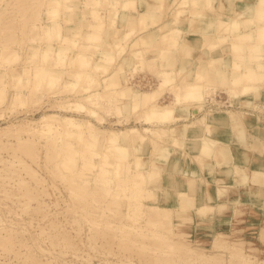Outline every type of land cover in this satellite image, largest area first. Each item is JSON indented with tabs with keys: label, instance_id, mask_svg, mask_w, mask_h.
I'll list each match as a JSON object with an SVG mask.
<instances>
[{
	"label": "bare ground",
	"instance_id": "obj_1",
	"mask_svg": "<svg viewBox=\"0 0 264 264\" xmlns=\"http://www.w3.org/2000/svg\"><path fill=\"white\" fill-rule=\"evenodd\" d=\"M20 1L0 12V68H7L9 79L0 75V118L5 104L6 109L24 107L48 93L56 99H43L49 111L37 118H22L17 125L0 128V196L12 202L7 214L20 215L16 219L27 214L26 222L38 226L36 235L26 241L19 238L23 229L20 224L15 226L19 223L15 218L8 219V224L4 223L7 219H0V254L3 261L9 257L16 261L2 263L62 264L59 257L77 252L72 233L85 226L87 250L101 247V264H109L110 258L116 264H124V260L126 264H264L260 233L254 235L255 240L246 238L240 235L241 225L218 230L210 237L208 248L200 246L202 240L192 235L213 228L214 214L228 211L231 205L234 214L240 212L233 186L216 180L212 192L210 187L201 190L200 181L194 186V195H187L184 190L171 191L152 173L159 170L160 174L170 167L171 172L177 171L178 159L176 166L166 167L171 158L167 143L184 147L186 141L193 148L197 146L194 158L202 169L216 173L220 166L205 159L217 154L228 162L230 148L218 147L214 138L206 145L201 130L204 135L223 138L231 136L233 129L237 142L245 144L242 126L246 124L261 139L254 141L252 148L264 150V119L259 115L249 119L250 114L239 112V108L213 109L211 104L220 101L208 95L213 78L225 77L227 102L232 98V104L248 105V95L256 94V106L264 103V0H241L237 5L234 0H223L228 7L222 0H44L38 7L33 0ZM75 6L83 10L79 17L86 22L83 27L70 26L76 22L68 12ZM165 9L170 10L167 23L149 31V27L159 26L160 20L162 23ZM12 19L28 27L20 28L22 38L19 34L15 39L16 34L9 30L3 33L13 27ZM23 39L29 40L25 46ZM16 41L20 45H14ZM151 45L153 53L147 57ZM176 46L183 53H194L204 46L202 54L208 55L209 64H202V69L210 79H204L200 71L186 72L185 66L176 65V57L169 51ZM212 57L219 59L213 61ZM129 66L134 71L148 67L158 83L153 86L147 77H141L147 83L136 77L132 86L125 85L119 76ZM166 88L171 90V98L161 103L159 97ZM59 111L73 114L60 115ZM103 113L115 116L107 127L100 125L106 120ZM200 136L204 144L199 142ZM5 151L10 156H1ZM149 157L153 163L147 161ZM220 170L230 178L236 174L241 184L251 179L257 184V196L264 199L263 170L256 169L250 175L248 168L230 161ZM47 176L66 183L70 202L64 199L62 215L56 211L57 201L44 198L49 194L44 188ZM170 178L164 176L163 180L169 184ZM13 187L19 191L14 192ZM100 188L102 194L94 195ZM196 195L203 198L198 204ZM104 197L111 198L105 205L90 203ZM59 216L64 217V223ZM251 228V233L259 229L248 225L247 229ZM37 236L46 238L48 246ZM44 255L48 257L41 259ZM92 260L87 254L77 262L93 264Z\"/></svg>",
	"mask_w": 264,
	"mask_h": 264
},
{
	"label": "rangeland",
	"instance_id": "obj_2",
	"mask_svg": "<svg viewBox=\"0 0 264 264\" xmlns=\"http://www.w3.org/2000/svg\"><path fill=\"white\" fill-rule=\"evenodd\" d=\"M23 3H22V2ZM20 2L22 3V4H25V0L23 1V0H21ZM43 1L44 0H33V4L34 5H36L35 7H38L41 3H43ZM17 2V0H4L3 1V6H4V8L1 10V11H3V12H5L4 10H10L11 9V7H13L12 5H17L18 3H16ZM27 2H28V0H27ZM26 2V3H27ZM29 2H31V0H29ZM234 4H236L237 5V2H236V0H234ZM137 5H138V7H139V3H137ZM6 7V8H5ZM16 7V6H15ZM137 7V6H136ZM0 11V12H1ZM80 11H81V13L83 12V10H80L79 8H77L76 6H75V9H72L70 12H68V14H69V16H71L72 17V19L74 20V22H76V23H73V24H71L70 26H79V27H83L84 26V24L86 23V22H82L81 20H82V17L81 18H79L80 16H82V14L80 13ZM168 13H166V12ZM168 11H170V10H168V9H165V10H163L162 11V15H161V19H162V23H161V20H160V24H161V26H160V24H159V26H153V27H149V31H152V30H156L158 27H164V25L167 23V20L169 19V13L170 12H168ZM165 12V13H164ZM164 14V15H163ZM2 15V14H1ZM0 15V16H1ZM74 15V16H73ZM165 15H166V17H165ZM12 15H10V17H11ZM80 19V20H79ZM163 19H164V21H163ZM12 21H13V24H12V26L13 27H10V28H8V29H6L4 26V31H3V33L4 32H9V33H11V32H14L16 35H15V39H18V36H19V34H20V37L22 36V30L20 29V28H22V29H25V27H24V25H22L21 24V22H19L18 20H16V19H12ZM16 22V23H15ZM19 22V23H18ZM17 26H19V27H17ZM75 24H77V25H75ZM82 24V26H80ZM163 25V26H162ZM16 26V27H15ZM67 27H69V25L67 26ZM156 27V28H155ZM12 28V29H11ZM16 28V29H15ZM26 28H28V27H26ZM128 29H129V27H127ZM20 29V30H19ZM126 29V28H125ZM9 30V31H8ZM11 30H15V31H11ZM27 30V29H26ZM124 31V30H123ZM19 32V33H18ZM137 34V33H136ZM137 36V35H136ZM19 37V38H20ZM23 37V36H22ZM21 37V38H22ZM135 38V34L134 35H131L130 36V38L128 39L129 40V42H131L132 40H130V39H134ZM25 40V41H24ZM128 40H127V43H129L128 42ZM24 41V42H23ZM23 41H22V44H26V42L27 41H29L28 39L26 40V39H23ZM44 43V41L42 40L41 41V43ZM49 42H53V40H50ZM28 43V42H27ZM55 43V45H60V42L58 41H55L54 40V42H53V44ZM58 43V44H57ZM13 44L14 45H16L17 44V46L18 45H20L19 43H17V41L16 42H13ZM25 44H24V46H25ZM150 46V45H149ZM148 46V50L147 49H145V51L147 50V52L145 53V56H147V57H149L150 55H152V53H153V47H154V44H153V47H152V45H151V49H149L150 47ZM159 47H161V46H159ZM177 47V48H176ZM176 47H174V48H171V50H169V51H172L171 53H174V56L176 57V62H175V64L176 65H182V66H185V70H186V72H196V71H200V72H202V74H204V79H207L208 80V78H209V76H208V73L205 71V70H203L202 69V64H205V65H207V64H209L206 60H208V55H207V57H206V55H204V54H202V52L204 51V46L203 47H201V49H199V48H196V49H198V50H196L197 51V53H196V51L194 52V53H183V51H181L179 48V46H176ZM69 48H70V46H69ZM146 48V47H145ZM124 54H121V56H123ZM121 56H119V57H121ZM118 57V58H119ZM213 59V61H215V60H218L219 58H217V59H215L214 57H212ZM197 60V61H196ZM207 62V63H206ZM19 63V62H18ZM17 63V64H18ZM211 64V63H210ZM16 65V64H15ZM188 67V68H187ZM160 68H163V64H160ZM7 69V68H6ZM5 68H0V75H3L2 77L5 79V80H7L8 78H7V76H8V72H7V70H6ZM132 68H130V66L128 67V68H126L125 69V71H123L121 74H120V76H119V78L121 79V81H124L125 82V85H126V82H127V85H129V86H132L131 84L133 83V82H136L138 79H139V81H148V82H151V83H153V86H156L155 84H157L158 82V78H157V76L153 73V71L152 70H150L148 67H145L143 70L142 69H139V71L138 70H131ZM148 69L150 70V71H148ZM5 70V71H4ZM128 70H130V71H128ZM136 71H137V73L138 74H136ZM5 72H7V73H5ZM133 72H134V74H133ZM149 72H152V73H149ZM132 73V75H131V77H130V74ZM7 76H6V75ZM125 74V75H124ZM129 74V75H128ZM151 74V75H150ZM135 75V76H134ZM139 75H141V76H139ZM144 75V76H143ZM148 75H149V77H148ZM155 75V76H154ZM140 78H139V77ZM6 77V78H5ZM135 77V78H134ZM136 77H137V80H136ZM144 77H147V78H145V80L144 79H142V78ZM156 77V78H155ZM126 78V79H125ZM125 79V80H124ZM130 79V81H128ZM134 79V80H133ZM142 79V80H141ZM210 79V78H209ZM8 81H9V79H8ZM7 81V82H8ZM145 81V82H146ZM228 81V78L226 79L225 77L223 78H218V79H216L215 78V80H214V78H213V81H212V83H211V86H210V89L208 88V91L210 90V92H209V94L208 95H211V96H215V99H219V101H221V99L220 98H222V100H223V102L225 101V99L227 100L228 99V93H227V90H228V84H226V82ZM215 82V83H214ZM9 83V82H8ZM8 83H7V89H8V92L10 91V86H8ZM147 83V82H146ZM134 84V83H133ZM220 85V87H218L219 85ZM9 85H10V83H9ZM144 85H146V84H144ZM152 86V87H153ZM215 86H216V88H215ZM223 86H227L226 88L225 87H223ZM9 87V88H8ZM145 87H147V85L145 86ZM211 87H212V89H211ZM214 87V88H213ZM215 89V90H214ZM211 90H213V91H211ZM164 92H162V94L160 95V97H159V102H161V103H163V102H167L168 100L170 101V95H171V90L170 89H168V88H166V89H164L163 90ZM227 94V95H226ZM52 94H50V93H48L47 95H45L43 98H41L39 101H37V102H34V103H27L24 107H17V108H14V109H9V108H5L6 106H7V104H5L4 106H2V108H4V110H2V118H0V128L1 127H3V126H5V125H9V124H13V125H17V123H19V122H21V121H24V120H21L22 118H24V119H27V120H33V119H35V118H37L41 113H43V112H46V111H49V110H47L46 109V106H44V104H43V99L44 100H51V101H55V97L54 96H51ZM217 96V97H216ZM71 98V97H70ZM161 98V99H160ZM168 99V100H167ZM231 100H232V98H231ZM231 100H230V98H229V100H228V102H229V106H232V107H229L228 109H234V110H236V111H238L239 110V112H244V110H242L241 111V109H238V108H240V107H244V108H249L250 110H253V109H255L257 106V102H258V98H257V95L256 94H250V95H248V100H249V104L247 105V102H239V103H236V104H232L231 103ZM59 101V100H58ZM261 101V100H260ZM42 102V103H41ZM253 103V104H252ZM231 104V105H230ZM259 107H257L255 110H257V111H255L254 110V112H262V110H264V103L261 101V102H259ZM237 105V106H236ZM239 105V106H238ZM251 105V106H250ZM253 105V106H252ZM44 106V107H43ZM234 106H236L235 108H234ZM43 107V108H42ZM192 107V106H191ZM190 106H189V108H188V110L191 108ZM218 109V108H217ZM221 109V108H220ZM238 109V110H237ZM225 110V109H224ZM182 111V110H181ZM61 114L60 115H62V114H73V112L71 113V112H68V111H59ZM246 113H249L250 114V116H252V119H254V118H256L257 116L256 115H254L253 114V112H246ZM108 114V115H107ZM253 114V115H252ZM256 114H258V113H256ZM5 115H7V116H5ZM76 115V117H79V118H84L85 116L84 115H81V114H75L74 113V116ZM79 115V116H78ZM105 115V116H104ZM112 115H114V114H110V113H103V116L104 117H106L105 119V121H104V123H102V124H100L101 126H105V127H107V126H109L110 125V122H112L114 119H115V116H112ZM5 117V118H4ZM110 120V121H109ZM182 120H178L177 122H181ZM3 124V125H2ZM242 127H244L243 128V135H244V143H245V137H248L249 138V140H250V145H249V147L253 150V151H255V152H258V154L260 155V156H262V158L264 157L263 156V154H264V150H255V149H253L252 148V146H251V144L255 141H258V140H261L260 139V137H259V134H256L255 135V133H253V131H252V129H251V131L248 133V136L246 135V132H247V130H246V127H250L249 125L247 126L246 124L244 125V126H242ZM251 128V127H250ZM1 130V129H0ZM232 131L230 132L231 134H232V136L235 138V139H239L238 137H237V135H235V132L233 131V129H231ZM235 130V129H234ZM204 131V130H203ZM202 130L199 132L200 134H201V136H202V134H203V136L205 137V139L207 140H205L204 142H205V144L206 145H208V142H211V139H212V141H213V138L216 140V145L219 147H226V148H229V145H223L222 143H220V141H223L222 139L223 138H215V135L216 134H214L213 136H207V135H204V133H205V131H204V133H202L203 132ZM201 136L200 137H198V139L199 138H201ZM229 136V135H228ZM207 137V138H206ZM211 137V138H210ZM253 137V138H252ZM209 138V139H208ZM255 138V139H254ZM258 138V139H257ZM203 137L201 138V139H199V142H203ZM210 140V141H209ZM214 140V141H215ZM220 140V141H219ZM201 142V143H202ZM204 142H203V144H204ZM207 142V143H206ZM160 143H162V142H160ZM173 144V146L170 144V142L169 143H167V146H169V150L171 151V148H173L174 150L177 148V147H181V149H182V145L181 146H177L176 147V145H180V143H177L176 145H175V143L173 142L172 143ZM202 145V144H201ZM171 147V148H170ZM264 147V146H263ZM151 148H152V145H151ZM154 149V148H153ZM264 149V148H263ZM152 150V149H151ZM184 150V149H183ZM153 151V150H152ZM151 153H154V151L153 152H151ZM152 155V154H151ZM216 155V156H215ZM213 154V157H211V159L213 158V162H214V160H215V157L217 158H219V155H217V154ZM1 156H3V157H7V156H10V152H2L1 153ZM41 156H42V153H41ZM150 156V155H149ZM151 157V156H150ZM150 157L149 158H147V161H151V163H153L154 161H152V160H150ZM217 158V159H218ZM176 160H177V158H173V160H172V162L170 163V165H177V163H176ZM40 161H43V159H40ZM223 162V161H222ZM161 165H163L164 163H160ZM214 164H215V166H217L216 165V163L214 162ZM167 167V166H166ZM169 170H173L171 167L169 168ZM261 170H263L264 171V169L262 168ZM159 170H152V173H153V176H159V178H160V180H161V182H162V180H163V177H164V174L165 173H163V172H166L165 170L162 172V173H157ZM38 173H40V175L42 174L43 176H44V171L43 170H39V172ZM254 173V171L253 172H251L250 173V175L251 174H253ZM57 180V181H56ZM145 180V179H144ZM178 180V179H177ZM46 181H48V182H46ZM46 181L44 182L45 184V190H46V192L47 193H49L48 195H45L44 196V198L45 199H47V201H57L58 202V204H57V206H56V211L57 212H60L59 213V215H62L63 214V212H62V210L64 209L63 207L64 206H62V205H64L67 201L68 202H70L69 201V195L70 194H67L68 192H67V186H65L66 185V183H64V181L62 182V180H60L59 181V179L58 178H54V176H47L46 177ZM51 181H53L55 184H51L50 182ZM192 181V182H191ZM195 181V182H194ZM60 182V183H59ZM0 183H1V181H0ZM47 183V184H46ZM196 184H198L197 183V179H196V177H191V179L189 180V183L187 184V186H185L186 188L185 189H183L185 192H186V194L187 195H194V193H195V190H194V186H196ZM65 186V187H64ZM154 187H158L157 185H153ZM160 186H162V185H160ZM216 186V185H215ZM146 187V186H145ZM163 187V186H162ZM14 188V187H13ZM15 189V188H14ZM97 190V193L95 192V191H93V194L94 195H96V194H98V195H100V194H102V192H103V190L100 188V189H96ZM99 190H102L101 192H98ZM17 191H19V190H16L15 189V191L14 192H17ZM180 191V190H179ZM100 193V194H99ZM146 198L148 197V196H145ZM67 200L66 202H65V200ZM100 199V200H99ZM99 199H92L91 200V202L90 203H92V204H94V206H96L98 203L100 204V205H105L106 204V202H109V200L111 199H109L108 200V198H99ZM115 200V199H114ZM116 200H118V202L120 201V202H124V201H126V199L124 200V199H121L120 200V198L119 199H117L116 198ZM124 200V201H123ZM72 201H74V200H72ZM76 202H77V200H75ZM74 201V202H75ZM140 201V200H139ZM142 201V200H141ZM3 202V203H2ZM8 202V204H6ZM61 204V205H60ZM60 205V206H59ZM80 205H81V203H80ZM83 205V204H82ZM9 206H11L12 207V202L9 200V199H5L4 197H2V196H0V219H2L3 221L4 220H6L4 223L5 224H8V219H12V217L13 218H15L14 219V221H17V222H19V223H16L15 224V226L17 225V227H19V224H20V229H23V232H21V235H20V239H24V240H28V241H30L31 240V237H33L32 235H36V233H37V230H38V226H36V224H35V222L32 224H30L29 222H26V221H28V219H27V214H23L22 215V217L21 218H23V219H16V218H19L20 217V215H14V213H10V212H8V214H7V210L9 209ZM90 206H92V207H94L93 205H90ZM52 207V206H51ZM61 207H62V209H61ZM99 207V206H98ZM13 208V207H12ZM53 208V207H52ZM264 208V206L261 208V209H263ZM15 209L18 211V207H15ZM264 210V209H263ZM2 211V212H1ZM217 214V213H216ZM4 215V216H3ZM13 215V216H12ZM215 215V214H214ZM6 216V217H5ZM7 216H9L8 218H7ZM19 216V217H18ZM24 216H26V217H24ZM120 216V215H119ZM4 219H3V218ZM58 219H60L63 223H64V217L63 216H59V218ZM194 219H196V217H194ZM64 220V221H63ZM23 222L25 223L24 225H23ZM213 222V221H212ZM21 223H22V225H21ZM27 224V225H26ZM25 228H24V227ZM26 227H27V230H28V232H27V230H26ZM225 227V226H224ZM223 226H219L218 228L217 227H215V226H213V228H211V229H206V228H203L202 229V231H199V233H196V232H193L192 233V235H193V237L194 238H198V239H200V240H202V242L200 243V246H204L205 248H208V244H210V237L213 235V234H217L216 232L218 231V230H222L223 228H224ZM254 229L255 228H257V227H253ZM262 228H264V226H261L259 229H258V231H256L257 233H251V231H253V229L251 228V230L250 229H247L246 230V232H242V233H240V235H245V237L246 238H249V239H252V240H255V237H254V235H259V233H260V238H261V240H260V238H259V240L262 242H260L261 244H264V237H262V235L264 236V232L263 233H261L262 231H261V229ZM25 229V230H24ZM68 229H70L69 227H68ZM230 228H228L227 230H229ZM256 229V230H257ZM223 230H225V229H223ZM263 231H264V229H262ZM26 231V232H25ZM30 232V233H29ZM88 232V229L84 226L83 228H82V230L81 231H79L77 234L74 232V233H72L73 234V236H72V238H73V242H74V245H75V247H77V252H76V255L75 254H72L71 252H68V253H66L64 256H62V257H59L60 258V260H61V263L62 264H78L79 262H77V261H79L80 259H81V257H83V256H86L87 254L89 255V257H91V260H92V263L93 264H96V263H98L99 262V256L101 255L99 252L102 250L101 249V247H99L98 245H95L96 247H94V248H92V249H88L87 250V241H85L86 239H85V234ZM201 232V233H200ZM255 232V231H254ZM24 233V234H23ZM30 234V235H27V234ZM27 235V236H26ZM25 236V237H24ZM38 237V236H37ZM39 238V237H38ZM41 238V239H40ZM38 240H39V242H41L43 245H47L48 246V244H47V242H46V238H42V237H40ZM82 239V240H79V239ZM209 241V242H208ZM214 242L215 243H218L219 241L217 240H214ZM213 243V242H212ZM83 244V245H82ZM259 245V244H258ZM197 248H201V247H199V246H197ZM22 249V248H21ZM82 249L84 250V251H82ZM91 250V251H90ZM21 251H23V249L21 250ZM92 253V254H91ZM78 254V255H77ZM45 256V257H44ZM44 256H40V258L41 259H46V257H48V256H46V255H44ZM98 256V257H97ZM63 258H65V259H63ZM5 258H3V256L0 254V264H3L4 262H9V261H12V263H14V262H16V261H13L14 260V257H9L8 259H7V261H3ZM71 259V260H70ZM65 260H67V262L65 261ZM95 260V261H94ZM109 260H111L110 262H109ZM124 260V259H123ZM65 261V262H64ZM72 261V262H71ZM97 261V262H96ZM125 261V260H124ZM123 261V263L124 264H126V262H124ZM3 262V263H2ZM109 264H116V262H115V259H108V261H107ZM122 263V262H121ZM29 264V263H28ZM98 264H101L100 262L98 263Z\"/></svg>",
	"mask_w": 264,
	"mask_h": 264
},
{
	"label": "crops",
	"instance_id": "obj_3",
	"mask_svg": "<svg viewBox=\"0 0 264 264\" xmlns=\"http://www.w3.org/2000/svg\"><path fill=\"white\" fill-rule=\"evenodd\" d=\"M241 0H236L237 4H241ZM223 5L228 7L225 1L222 0ZM227 11V8L225 9ZM219 101V99H216ZM222 100V98H221ZM226 100V99H225ZM222 102V103H221ZM218 103V102H217ZM211 104V107L213 109H220L224 110L231 106H229L227 100L223 102L220 101L218 104ZM223 104V105H222ZM228 104V105H227ZM236 107V106H234ZM239 109L244 110V112H253L255 115H259L262 120L264 119V110L262 112H254V110H250L244 107H240ZM257 111V110H255ZM258 113V114H256ZM249 119H252V116L248 117ZM246 135L248 136V133L251 131L250 127H246ZM215 138H219V135H215ZM223 141H220L223 145H229V161L232 163H237L240 167H246L248 168V171L251 173L255 171L256 169H262L264 168V157L260 156L257 152L253 151L249 145L250 140L248 137H245V144L238 143L237 139H235L232 134L231 136L225 135L222 139ZM171 148V147H170ZM176 148L175 150L171 148V158L169 161H167V167L170 166V163L172 162L173 158H177L178 163V170L177 171H170L169 169L166 170L164 176L171 177L170 183H166L165 180H162V185L170 189L171 191H179L186 188L187 184L189 183V180L191 177H196L197 183L200 182L201 190L207 189V187H210L211 191L214 192L216 189V180L226 182L227 184L233 186V192L235 195V198L239 200L240 205L239 209L240 212L238 214H234L233 206H229V210L222 213V214H216L213 217V226L219 227V226H225L223 229L232 230L233 227H237L241 225V228H243V232H246L248 225L251 227H257L260 228L261 226H264V212L262 208V205L264 204V199L261 197H258V189L257 184L252 182L251 179H248L245 184L238 183L237 180L238 177H236V174H234L235 178L227 177L226 174H224L223 170H220L224 167H226L228 162H222L223 160L218 158L215 159L214 162L217 166H220V169L214 170L216 173L210 174L209 172H205L204 169H202L200 162H198L194 156L198 154V148H193L191 142L186 141L185 146ZM247 156V158H246ZM205 160L213 161V159L206 158ZM171 161V162H170ZM260 172V171H259ZM172 173V174H171ZM194 173V174H193ZM186 177V178H185ZM173 179V181H172ZM179 182H178V180ZM220 179V180H219ZM165 182V184H164ZM181 184V185H180ZM218 185V184H217ZM170 186V187H169ZM200 190H198L199 195ZM196 195V203H200L203 198L201 199L200 196ZM173 204V202H170Z\"/></svg>",
	"mask_w": 264,
	"mask_h": 264
}]
</instances>
